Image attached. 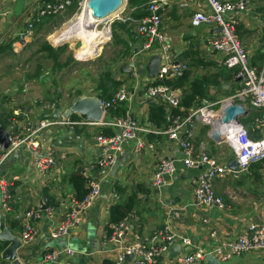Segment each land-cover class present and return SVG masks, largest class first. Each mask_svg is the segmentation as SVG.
<instances>
[{
	"label": "crops",
	"instance_id": "obj_1",
	"mask_svg": "<svg viewBox=\"0 0 264 264\" xmlns=\"http://www.w3.org/2000/svg\"><path fill=\"white\" fill-rule=\"evenodd\" d=\"M55 1L57 0H0V61H4L3 65L6 66L4 74L1 75L0 72V128L13 129L18 133L26 123L36 124L39 120L48 118L52 105L54 109L66 110L74 102L72 100L67 103L68 100L64 97H55L53 94L49 98L51 96L45 94L48 80L43 83L39 78L24 83V60L20 59L24 55L28 39L18 41V35L24 31L27 21L35 22L34 32L39 21L41 23L52 17H39V8L44 3ZM226 1L244 3L242 11L233 12L227 19L243 45L249 63L260 68L264 58V0ZM197 11L210 13L205 0H167L161 11L160 31L165 36L166 46L172 60L178 61L184 67L179 73L168 75L163 84L178 89L180 102L195 92V88L200 93V97H196L190 107L172 108L163 98L147 95L146 90L153 80L147 77L145 67L156 56H161L162 60L161 44L155 43L148 50L140 49V37L135 32L137 18L133 17L137 13L135 8H129L126 3L123 15L131 20L118 30V46L121 52L119 58L110 64L108 74H104L118 82V86L115 90H94L85 95L109 100L119 88L124 87L129 92V100L110 110L104 117L108 120L114 119L119 117L120 109L128 111L139 127L136 138L145 144H151L153 148L136 151V139L126 141L123 144V154L114 163L118 164L114 177L110 176L114 165L106 174L101 175L95 169L86 172L88 177L99 179V195L68 235L57 240L51 238V233L58 228L64 215L72 210L76 201L71 177L74 174L81 175L87 188L84 170L100 156L96 137L113 130L96 125H73L43 131L42 152L48 150L50 145H53L55 152V165L45 176L34 168V157L25 150L17 152L14 157L11 156L0 165V178L9 182V191L13 197L11 210L5 214V225L12 234L18 235L25 211L42 210L41 206L44 205L53 208L51 215L43 216L35 223V239L17 250L20 260L27 259L23 264H38L42 256L52 250L58 252L61 262L113 264L119 250L118 245L107 241L110 235L107 236L105 228L109 226L112 229L113 226L109 224V209L112 205L128 202L132 195H135L133 209L122 220L123 243L126 245L136 242L150 245L149 241L155 232L167 229L177 236L174 244H178L184 252L198 248L212 251L221 243L234 240L249 224L264 219V164H252L246 171L216 177L213 180V190L221 199L222 206H202L196 202L194 196L200 170L182 165L183 156L177 142L170 140L166 134L174 114L180 111L185 116L204 104H218L234 96L240 88L235 70L227 69L223 64V56L212 51L209 46L212 37L217 34L216 27L191 26V16ZM66 37L60 31L59 35L56 34L57 41L68 39ZM14 44L18 51L13 50ZM102 49L101 45L95 52H101ZM135 50L139 54L135 55ZM10 51H14L17 58L3 60L2 55ZM143 61L145 67L143 74H140L139 64ZM129 63H133L130 71L121 73V66ZM13 65H17L16 71L20 70L19 73H10ZM152 104L161 106L165 122L156 120L153 123L149 119ZM245 109L247 114L243 119L251 112L250 107ZM70 120L81 119L72 115ZM250 125L249 128L243 125L249 130V136H260V132ZM191 142L195 151L205 148L221 165L226 166L229 159L233 158L231 148L223 142H214L210 138L209 127L202 122L196 123ZM162 160L173 161L176 171L171 181L156 195L153 175ZM12 222H16L13 229L9 226ZM212 232H215L214 236H211ZM180 237L189 238L190 245L183 246ZM3 244L0 242V264H10L1 258L5 247ZM65 249H70L72 254L66 255L63 252ZM178 256L167 251L162 258H157V264H173ZM123 264L131 262L127 260ZM198 264H205V260ZM220 264H264V250L232 256Z\"/></svg>",
	"mask_w": 264,
	"mask_h": 264
},
{
	"label": "built area",
	"instance_id": "obj_2",
	"mask_svg": "<svg viewBox=\"0 0 264 264\" xmlns=\"http://www.w3.org/2000/svg\"><path fill=\"white\" fill-rule=\"evenodd\" d=\"M88 0H83V2ZM167 0H148L146 4V15L136 21V34L140 37V49L148 50L155 43L161 44L162 64L153 80L151 86L146 90L147 95L152 98L161 97L169 103L172 108H179L180 94L177 88L163 84L170 74L179 73L184 67L174 65L172 56L169 52L165 36L160 31L161 11L164 9ZM73 0H63L59 3H44L39 8V17L65 13L71 6ZM210 13L202 11L194 12L190 19V24L194 28L201 26H214L220 28L210 41L212 51L223 56V64L227 69L235 70L236 78H240L239 91L218 104H204L191 110L187 115L180 111L173 115L172 123L166 131L168 138L177 142L183 159L182 165L185 168L200 170L197 179L194 196L198 204L202 206H222V201L216 196L213 190V180L223 174L246 171L252 164H264V58L260 68L254 67L249 63L247 53L235 35L234 27L227 19L228 15L244 9L241 1L229 2L226 0H205ZM126 3L115 12V21L127 24L131 19L123 15ZM35 22L27 21L24 31L18 35V41H25L32 37ZM18 43V42H17ZM19 45V43H18ZM13 50H17L15 44ZM158 83V84H154ZM129 100V92L124 88H119L109 100H101V107L104 115L109 114L110 110L116 106L126 103ZM231 102L244 108L250 107L258 115L252 119V125L260 132V136L251 138L246 128L237 122H232L229 126L221 125L220 120L223 111ZM52 111L54 105L51 106ZM197 122H202L209 127V135L216 130H220L223 143L228 145L233 152L234 162L237 170L232 171L221 165L214 157H211L205 148L195 151L191 142L194 137V128ZM100 126L113 130L112 134H99L96 137L97 146L100 151L99 159L86 166L84 175L87 177V193L80 201H75L70 212L64 215L58 228L51 233V238L57 240L68 235L70 229L79 224L81 218L92 207L99 195V179L88 177L86 172L98 170L99 173L106 174L110 167L114 165L116 158L123 154V144L129 140H135V150L141 151L145 148L152 149L151 144L136 138L139 127L128 111L114 119L102 118L98 122L85 120L65 121L48 118L39 120L36 124H25L24 128L16 133L13 129L6 130L10 145L5 149H0V165L10 158L13 152L28 151L34 157V168L43 176L49 174L55 165L53 148H48L42 152L43 131L54 127L73 126ZM146 131V130H144ZM147 132V131H146ZM176 171L173 161L162 160L158 164L153 175V187L161 189L171 181ZM13 197L9 191V182L5 178H0V210L6 214L11 210ZM53 208L44 205V210L29 209L22 216L18 237L22 246L31 243L36 235L35 223L40 221L43 216H49ZM215 232L211 233L214 236ZM124 224L119 222L112 226V233L108 237L109 243L118 245V254L113 264H123L127 257L131 256V264H157V258L169 251V247L176 242L177 236L171 234L167 229L153 234L149 244L133 243L126 245L123 243ZM183 246H189L190 241L187 237H180ZM226 248V250H224ZM264 250V219L259 222L249 224L240 235L229 243H221L212 251L206 249H195L184 252L177 257L173 264H198L205 260L207 255L217 257L219 262L226 261L232 256H239L243 253ZM66 255H71L70 249H65ZM70 264L61 262L58 252L52 250L46 252L38 264Z\"/></svg>",
	"mask_w": 264,
	"mask_h": 264
},
{
	"label": "rangeland",
	"instance_id": "obj_3",
	"mask_svg": "<svg viewBox=\"0 0 264 264\" xmlns=\"http://www.w3.org/2000/svg\"><path fill=\"white\" fill-rule=\"evenodd\" d=\"M62 1L57 0L53 3ZM85 2L81 0L76 4L73 0L72 6L65 13L50 15L52 17L47 18L44 22L40 23L39 21L32 37L28 39V43L24 47V55L20 59L24 60L22 66L24 83L39 78L43 83L48 80L45 85V94L51 96L49 98H52V94L55 97H64L68 100L67 103L90 91L103 90L105 92L113 88L108 77L106 78L104 74H108L110 64L119 58L121 52L117 35L121 27L114 19L115 15L98 21L95 35H83L74 31L70 32L69 36L63 35L68 39L56 40V34L59 35V31L63 27L75 20L81 13L82 5ZM106 29H109L110 32L109 40L102 45L101 52L92 53L91 48L96 43L104 42L103 35ZM5 58L10 61V58H17V55L14 54V51L5 52L2 59ZM144 62L139 64L140 74H143ZM3 63L4 61H0L1 75L6 71V66ZM16 67L17 65H13L11 68L13 71L9 70L11 74L20 72V70L16 71ZM250 126V123L245 125L246 128Z\"/></svg>",
	"mask_w": 264,
	"mask_h": 264
},
{
	"label": "water",
	"instance_id": "obj_4",
	"mask_svg": "<svg viewBox=\"0 0 264 264\" xmlns=\"http://www.w3.org/2000/svg\"><path fill=\"white\" fill-rule=\"evenodd\" d=\"M127 3V0H88L87 7L92 11V14L98 19H105L111 13H115L122 4ZM220 28H216V32H219ZM135 55L139 54L138 50H135ZM123 56V54H122ZM161 56H156L150 60V62L146 65L145 69L147 72V77L149 79H155L161 64ZM174 65L178 66L179 62L174 61ZM133 67V63L123 64L120 68L121 73H127ZM240 81V78H238ZM247 114V110L233 102L230 105L226 106L223 111V116L220 120L221 125L229 126L232 122L240 123L239 119ZM72 115L78 116L80 119L90 122H98L102 118H104V113L101 107V99L96 96H86L80 95L78 96L72 105L66 109L61 110L60 108H56L49 115L51 119H60L67 120L70 119ZM69 135L71 132L68 131ZM64 135L62 136V138ZM210 138L216 142L221 143L223 141L221 131L216 129L210 136ZM10 145L8 141V135L5 129L0 128V149L5 150ZM50 148H53V145H50ZM17 154V151L13 152L12 156L14 157ZM227 169L236 171L237 167L234 162V158H230L227 162ZM118 169V164L114 165L111 169L110 176L114 177L116 170ZM162 189H155V194H160ZM42 210H44V206H41ZM6 215L0 210V242L6 244L1 252V258L10 262V264H23L27 261L26 258L20 260L17 256V250L22 248L21 241L18 235L12 234L9 229L5 225ZM169 252L175 256L180 254H184V251L181 250L178 244H173L169 247ZM164 254L159 256V259L162 258ZM131 256L127 257V260H131ZM60 260V259H59ZM205 264H220L217 257H213L211 255H207L205 257Z\"/></svg>",
	"mask_w": 264,
	"mask_h": 264
},
{
	"label": "trees",
	"instance_id": "obj_5",
	"mask_svg": "<svg viewBox=\"0 0 264 264\" xmlns=\"http://www.w3.org/2000/svg\"><path fill=\"white\" fill-rule=\"evenodd\" d=\"M81 0H74V3H78ZM148 0H127V5L129 8H135L136 11V15L133 17H136L137 19L142 18L143 16L146 15V4H147ZM117 25H119L120 27L125 26L126 24H121L117 22ZM108 77V81L109 83L113 86V88H111L112 90H115L118 86V82L114 81L113 78L106 76V78ZM167 84V82H164ZM154 84H158V83H154ZM179 86V85H177ZM195 88V87H194ZM195 92H193L191 95L183 98L179 104V107H183V108H188L191 105V102L196 99V97H200V93L197 91V89L195 88ZM120 114L119 116L123 115L125 113V111L123 109H120ZM174 112H178L177 110H174ZM248 117L240 118L239 121L242 125H247V123L252 124V119L258 115L257 111H252L248 113ZM163 109L161 108V106H156L154 104L151 105L150 108V113H149V119L153 122L156 123V120L159 121H163L165 122V119L163 118ZM244 125V126H245ZM248 134L250 133L249 130L247 131ZM105 135H110L112 134V132H105ZM71 183L73 185L74 188V192H75V200L76 201H80L82 200V198L85 196V194L87 193V189L85 188L84 184H85V179L79 175V174H74L71 177ZM134 201H135V195H132L131 197H129L128 202L124 203V204H115L112 205L109 209V224L110 225H115L118 224L119 222H121L122 220L126 219L129 214L131 213L132 209H133V205H134ZM10 228L13 229L16 227V222H12L10 223ZM19 228V227H18ZM106 232H107V236H109L112 233V229L107 226L106 228ZM20 230V229H19ZM4 246H6V244H3ZM3 247H1L2 249Z\"/></svg>",
	"mask_w": 264,
	"mask_h": 264
},
{
	"label": "bare ground",
	"instance_id": "obj_6",
	"mask_svg": "<svg viewBox=\"0 0 264 264\" xmlns=\"http://www.w3.org/2000/svg\"><path fill=\"white\" fill-rule=\"evenodd\" d=\"M114 13H111L108 17H112ZM104 19H98L93 14L92 11L87 7V2L82 5L81 13L75 18L72 23L61 29L62 35H68L70 32H80L83 35H95L97 33V22ZM110 32L106 29L103 35L104 42H98L92 47V52H95L98 47L103 45L109 40Z\"/></svg>",
	"mask_w": 264,
	"mask_h": 264
}]
</instances>
